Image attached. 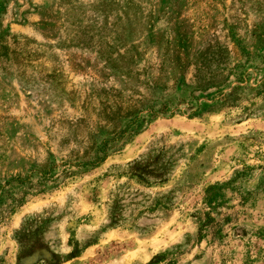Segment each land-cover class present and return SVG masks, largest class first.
<instances>
[{"label": "rangeland", "instance_id": "obj_1", "mask_svg": "<svg viewBox=\"0 0 264 264\" xmlns=\"http://www.w3.org/2000/svg\"><path fill=\"white\" fill-rule=\"evenodd\" d=\"M0 264H264V0H0Z\"/></svg>", "mask_w": 264, "mask_h": 264}, {"label": "trees", "instance_id": "obj_2", "mask_svg": "<svg viewBox=\"0 0 264 264\" xmlns=\"http://www.w3.org/2000/svg\"><path fill=\"white\" fill-rule=\"evenodd\" d=\"M105 155L106 154H104V155H102L100 158L98 157L96 160V163L95 164H97V163H99V162H103L104 160H105ZM86 165H88V164H86ZM12 180H14V179H12Z\"/></svg>", "mask_w": 264, "mask_h": 264}]
</instances>
